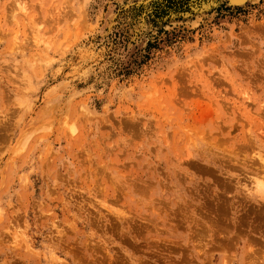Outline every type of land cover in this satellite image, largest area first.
Returning <instances> with one entry per match:
<instances>
[{"label":"rangeland","instance_id":"374dc122","mask_svg":"<svg viewBox=\"0 0 264 264\" xmlns=\"http://www.w3.org/2000/svg\"><path fill=\"white\" fill-rule=\"evenodd\" d=\"M237 1L0 0V264H264V0Z\"/></svg>","mask_w":264,"mask_h":264},{"label":"bare ground","instance_id":"6f19581e","mask_svg":"<svg viewBox=\"0 0 264 264\" xmlns=\"http://www.w3.org/2000/svg\"><path fill=\"white\" fill-rule=\"evenodd\" d=\"M203 1V0H202ZM209 1H211V0H209ZM213 1V0H212ZM236 0H231V2H235ZM239 1V0H238ZM237 1V2H238ZM242 1V0H241ZM244 1V0H243ZM248 1V0H247ZM223 2V1H222ZM230 2V1H229ZM236 2V3H237ZM200 3H202V2H200ZM221 3V2H220ZM218 4V3H217ZM226 4V3H225ZM240 4V3H239ZM244 4V3H243ZM209 5V4H208ZM214 5H215V3H214ZM219 5V4H218ZM230 5V4H229ZM240 6V5H239ZM235 7V6H234ZM242 7V6H241ZM212 8V7H211ZM209 10V9H208ZM112 18V17H111ZM143 21V20H142ZM258 187L260 188V194L262 195V198L264 199V183H262V182H258ZM261 197V196H260ZM255 213V212H254ZM262 214V213H261ZM260 215V214H259ZM259 220V219H258ZM255 221V220H254ZM259 222V221H258ZM253 224V223H252ZM260 227V226H259ZM257 229V228H256ZM260 229V228H259ZM254 255V254H253ZM257 258V257H256ZM260 260V259H259ZM258 262V261H257ZM260 262V261H259Z\"/></svg>","mask_w":264,"mask_h":264},{"label":"snow or ice","instance_id":"6c2138e0","mask_svg":"<svg viewBox=\"0 0 264 264\" xmlns=\"http://www.w3.org/2000/svg\"><path fill=\"white\" fill-rule=\"evenodd\" d=\"M149 3H151V0H145V3L142 4L141 6L147 8ZM192 4H193V6H201L199 4V0H192Z\"/></svg>","mask_w":264,"mask_h":264},{"label":"clouds","instance_id":"9594fccd","mask_svg":"<svg viewBox=\"0 0 264 264\" xmlns=\"http://www.w3.org/2000/svg\"><path fill=\"white\" fill-rule=\"evenodd\" d=\"M253 264H255V262H253Z\"/></svg>","mask_w":264,"mask_h":264}]
</instances>
